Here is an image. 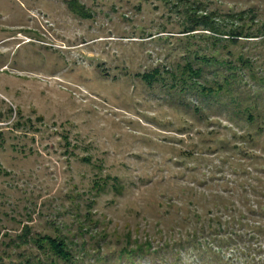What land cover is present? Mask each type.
<instances>
[{
	"label": "rangeland",
	"instance_id": "rangeland-1",
	"mask_svg": "<svg viewBox=\"0 0 264 264\" xmlns=\"http://www.w3.org/2000/svg\"><path fill=\"white\" fill-rule=\"evenodd\" d=\"M176 1L0 0V264L36 252L22 242L27 233L64 235L78 264H170L166 238L208 221L185 218L212 206L198 193L232 195L238 205L243 189L264 181L256 160L223 148L264 151V131L249 141L258 125L236 115L231 98L173 89L171 102L170 76L149 85L136 75L176 67L201 47L214 53L199 31L187 38ZM206 1L225 11L256 6L264 20V0ZM253 42L229 45L257 63L243 69L235 97L263 116L264 42ZM136 239L146 253L125 252ZM198 253L182 250L176 264H196Z\"/></svg>",
	"mask_w": 264,
	"mask_h": 264
},
{
	"label": "trees",
	"instance_id": "trees-1",
	"mask_svg": "<svg viewBox=\"0 0 264 264\" xmlns=\"http://www.w3.org/2000/svg\"><path fill=\"white\" fill-rule=\"evenodd\" d=\"M210 2L206 0H177L174 4L179 5V11L183 13L184 32L187 34V38L192 39L196 35L191 34L199 31L197 33H200L202 39L209 42L210 47L214 48V53L203 54L204 50L209 47H201L198 51L194 49L187 56L185 55L182 60L177 61L176 67L166 65L163 66L164 69L156 67L152 71L144 73L137 71L136 75L143 77L149 85L153 81H163L167 76H170L172 82L168 84L170 85L168 87L171 88L168 89V92L171 95V102L176 100L174 94H171L173 89L175 91L180 90L183 94L195 88L193 91L200 92L203 96L209 97L210 100L222 96L231 98L232 102L230 104L237 109L235 114H240L250 124L256 123L258 125L257 133L247 136L249 141H253L255 136L259 137L264 131V115L262 116L258 109L256 111L254 105L242 106L243 103L236 101L238 98L235 96H238L236 94L238 93L237 88L243 80V69L246 67L252 69L257 63L244 51H241L236 57L233 56L234 53L229 49V45L242 46L244 45L243 40L255 41L254 44L263 43L264 20L260 17L256 6L234 7L225 11L219 7L210 8ZM71 6H73L72 9L75 12L82 13L84 16L87 15L76 4L72 5L71 3ZM179 40L181 44L184 43L183 38H179ZM226 49H228V56H223L222 52ZM208 66H213L210 69L213 70L211 72L214 75L212 80L205 76L208 72V69H206ZM253 74L254 79H257L256 73ZM260 80L264 83L263 76L260 77ZM183 103L186 106H192L189 102ZM197 108L198 112L203 111L200 105L195 107V109ZM233 137L237 138V133H234ZM227 146L237 151V158H243L245 155L251 156L252 159L257 161V164L259 159L264 160V151L261 153L257 150L248 152L247 146L242 143L226 144L223 148H227ZM189 155L193 156V153L189 152ZM224 162L226 163L228 160L226 159ZM257 164L255 167L256 172H261L260 174L264 175V163ZM230 167H233V165L230 164ZM236 168H242L244 173L248 171L244 164L240 162ZM237 172L238 170H235V174ZM210 178L215 179L214 175L211 174L206 179L204 178L202 182L208 181ZM256 179H258L257 184L251 190L243 189V192L240 193L241 200L238 205L235 204L236 200L231 198L232 195L228 198L219 196L216 193L212 197H208L206 193H201V195L198 193L197 200L201 198L212 204V206L202 214L196 209L192 216L187 215L185 218L193 217L198 221H201V219L208 221H201L203 223L199 227L187 228V231L178 239L170 234L165 240V253L168 254L165 262L176 264V261H181L180 259L183 257L182 250L192 248L199 251L196 264H264V181L260 177H256ZM241 184L244 185V182H241ZM97 186L98 188L101 187L99 182H97ZM117 186L119 188V184ZM190 202L194 204L196 201L191 199ZM224 211L232 212L227 217L223 214ZM246 235L253 240L247 246H245ZM21 236L24 239L22 241L24 244L35 243L37 249L36 252H31L15 264H78L79 262L77 261L78 257L75 256L73 244H70L64 235L45 234L30 237L27 233ZM254 239L260 242L256 247L253 245L255 243ZM237 242H241L243 247L238 246L236 249H232L228 256L226 251L230 249V245ZM252 242L253 244H251ZM147 251L145 245L137 239L133 246L125 248V252L131 255L143 254ZM257 253H262L263 257L257 256Z\"/></svg>",
	"mask_w": 264,
	"mask_h": 264
}]
</instances>
